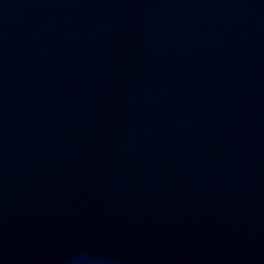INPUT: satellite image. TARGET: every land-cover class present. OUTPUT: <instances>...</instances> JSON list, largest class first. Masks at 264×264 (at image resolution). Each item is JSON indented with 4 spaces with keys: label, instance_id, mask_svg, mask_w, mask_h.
Listing matches in <instances>:
<instances>
[{
    "label": "water",
    "instance_id": "1",
    "mask_svg": "<svg viewBox=\"0 0 264 264\" xmlns=\"http://www.w3.org/2000/svg\"><path fill=\"white\" fill-rule=\"evenodd\" d=\"M0 264H264V0H0Z\"/></svg>",
    "mask_w": 264,
    "mask_h": 264
}]
</instances>
